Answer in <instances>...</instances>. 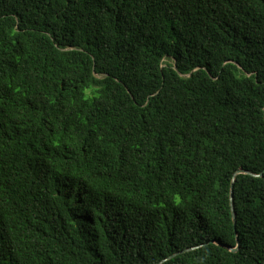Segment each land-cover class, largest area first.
Instances as JSON below:
<instances>
[{"label": "trees", "instance_id": "trees-1", "mask_svg": "<svg viewBox=\"0 0 264 264\" xmlns=\"http://www.w3.org/2000/svg\"><path fill=\"white\" fill-rule=\"evenodd\" d=\"M263 108L264 0H0V264H264Z\"/></svg>", "mask_w": 264, "mask_h": 264}, {"label": "water", "instance_id": "water-1", "mask_svg": "<svg viewBox=\"0 0 264 264\" xmlns=\"http://www.w3.org/2000/svg\"><path fill=\"white\" fill-rule=\"evenodd\" d=\"M263 115H264V108H263ZM240 174H248L247 172L245 171H242V170H238L234 176H233V180L231 181V185H230V206H231V214H232V219H233V223H234V212H233V208H232V192H233V182H234V178L236 175H240ZM264 174V171L262 173H260L259 175H257L256 177H262ZM237 250V248L235 249H232L233 252H235Z\"/></svg>", "mask_w": 264, "mask_h": 264}]
</instances>
